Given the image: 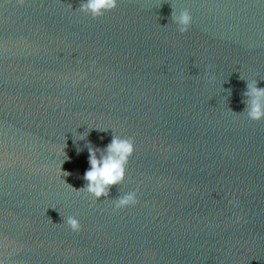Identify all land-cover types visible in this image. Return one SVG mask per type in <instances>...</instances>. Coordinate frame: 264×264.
Wrapping results in <instances>:
<instances>
[{
	"label": "water",
	"instance_id": "water-1",
	"mask_svg": "<svg viewBox=\"0 0 264 264\" xmlns=\"http://www.w3.org/2000/svg\"><path fill=\"white\" fill-rule=\"evenodd\" d=\"M80 2L0 0V260L264 264V0ZM114 135L134 151L97 199L88 147Z\"/></svg>",
	"mask_w": 264,
	"mask_h": 264
},
{
	"label": "clouds",
	"instance_id": "clouds-1",
	"mask_svg": "<svg viewBox=\"0 0 264 264\" xmlns=\"http://www.w3.org/2000/svg\"><path fill=\"white\" fill-rule=\"evenodd\" d=\"M119 0H81L79 10L90 14L93 18L102 16L106 11L115 9ZM173 22L178 26L177 30L184 33L189 30L192 16L187 9L173 12ZM246 113L250 120H264V87H258L257 81H247ZM134 151L131 139L114 135L103 149L88 147L89 168L84 172L87 184L83 187L95 198L107 197L113 185L121 184L125 177L126 165ZM137 192L129 191L115 200L114 206L119 209L136 204ZM67 225L74 232L80 231V223L74 217H68ZM0 264H4L0 260Z\"/></svg>",
	"mask_w": 264,
	"mask_h": 264
}]
</instances>
